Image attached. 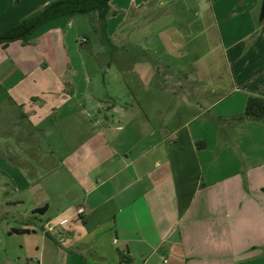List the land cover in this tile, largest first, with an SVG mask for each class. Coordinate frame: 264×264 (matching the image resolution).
Here are the masks:
<instances>
[{"label": "crops", "instance_id": "crops-1", "mask_svg": "<svg viewBox=\"0 0 264 264\" xmlns=\"http://www.w3.org/2000/svg\"><path fill=\"white\" fill-rule=\"evenodd\" d=\"M52 1L0 0V34ZM164 2L111 0L110 46L96 14L0 45V103L34 137L0 146V264H264V116L238 118L264 99L261 0L176 12L183 35L216 25L225 76L169 41L139 61Z\"/></svg>", "mask_w": 264, "mask_h": 264}, {"label": "rangeland", "instance_id": "rangeland-1", "mask_svg": "<svg viewBox=\"0 0 264 264\" xmlns=\"http://www.w3.org/2000/svg\"><path fill=\"white\" fill-rule=\"evenodd\" d=\"M160 0H157L159 2ZM163 5L157 4V10H171L173 13H169L166 16H169L167 20L164 22L160 21L162 19L163 15L156 14L157 18L152 26L150 27V33H149V43L147 45L148 48H153V53L148 52L145 53L137 52L135 56H137L141 61L142 57L148 56L151 58L152 61L156 62L157 58L159 57L158 54H156L157 50L161 47V43L164 41L167 43V41L170 42V46H173L176 49L183 48V52L185 54L182 55L181 53H178L177 50L173 51L170 55V62L177 63L178 61L188 63L192 62L194 60V54H196L197 60L200 61V65L202 67L206 68H212V71L216 72L218 75H224L225 76V62L223 59V53L222 48L218 44V28L216 25L210 26L208 30L205 29V27L202 25L201 27H197L195 29H190L189 34L183 35V33L180 32V28L177 26V22L174 20L175 16H177L179 13L178 10H180L181 7L187 8L185 14H192V12H188V10L195 9L198 15L201 16H207L209 15L212 5V2L214 0H173V2L170 4L168 0H164ZM182 11V10H181ZM164 26V27H163ZM87 36H89L91 43L90 45L84 46V48H91L90 55L97 56L99 61L102 62H109L112 57L113 53L107 54L102 53L98 54L97 45L98 41L95 38L92 28L89 29V31L86 33ZM169 37V38H166ZM88 46V47H87ZM179 47V48H178ZM190 51V52H189ZM96 52V53H95ZM188 52V53H187ZM98 54V55H97ZM102 66H105L102 64ZM103 79H105L106 87L107 89L110 88L108 85L109 78L106 76L104 69L101 72H98L96 76L93 78V83L97 85L98 82H102ZM130 77L128 78V80ZM128 82H131L130 80ZM126 97L130 96V92H124ZM127 94V95H126ZM137 94L141 95V92L137 91ZM122 98H126V97ZM145 96V95H144ZM103 100L105 97H101ZM122 100V99H120ZM120 102V101H119ZM19 114L17 109L12 106L8 101L0 103V146L5 145L8 143L11 144L8 148L6 147L7 153H9L11 156L17 159V145L18 143H25V142H33L34 137H29L28 135V128L24 124L23 121H20ZM18 125V126H15ZM37 140V138H35ZM1 152V150H0ZM33 152V151H32ZM35 155L38 158V150L35 151ZM20 158V159H19ZM20 161L27 162L23 160L20 156L18 157ZM18 162V161H17ZM23 163V162H22ZM28 163V162H27ZM11 195H2L0 193V211H2V207L5 206L4 200L5 197H8ZM14 216L17 217V213L20 210H14ZM20 214V213H19ZM21 215V214H20ZM19 215V216H20Z\"/></svg>", "mask_w": 264, "mask_h": 264}, {"label": "trees", "instance_id": "trees-1", "mask_svg": "<svg viewBox=\"0 0 264 264\" xmlns=\"http://www.w3.org/2000/svg\"><path fill=\"white\" fill-rule=\"evenodd\" d=\"M111 0H55L48 3L43 9L21 20L18 25L0 34V45L5 47L9 43L21 40L27 43L41 31L49 28L57 22H64L76 15H97L98 33L100 42L110 46V39L107 35L106 20L110 14L109 2ZM264 20V0H261V7L258 22ZM264 116V99L249 97L246 102L244 113L239 119H262ZM121 262L126 259L120 258Z\"/></svg>", "mask_w": 264, "mask_h": 264}, {"label": "built area", "instance_id": "built-area-1", "mask_svg": "<svg viewBox=\"0 0 264 264\" xmlns=\"http://www.w3.org/2000/svg\"><path fill=\"white\" fill-rule=\"evenodd\" d=\"M78 213H79V214H80V213H83V209H82V208L78 209Z\"/></svg>", "mask_w": 264, "mask_h": 264}]
</instances>
